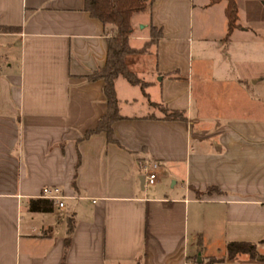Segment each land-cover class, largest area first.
Listing matches in <instances>:
<instances>
[{
    "label": "crops",
    "instance_id": "0c3cea01",
    "mask_svg": "<svg viewBox=\"0 0 264 264\" xmlns=\"http://www.w3.org/2000/svg\"><path fill=\"white\" fill-rule=\"evenodd\" d=\"M236 4L226 38L227 1L197 0L195 54L194 0L131 15L126 62L143 85L115 79L109 142L84 135L107 112L87 76L114 26L84 0H0V264H264V0ZM44 186L70 198L29 211ZM231 242L257 255L228 258Z\"/></svg>",
    "mask_w": 264,
    "mask_h": 264
},
{
    "label": "trees",
    "instance_id": "16d2710c",
    "mask_svg": "<svg viewBox=\"0 0 264 264\" xmlns=\"http://www.w3.org/2000/svg\"><path fill=\"white\" fill-rule=\"evenodd\" d=\"M147 0H84V9L90 13L91 16L98 18L103 23H110L114 26V36L108 40L107 57L104 65L98 70L92 72L87 76L90 81L102 79L104 82L103 93L107 103V112L99 120L96 127L89 130L84 135L88 137L92 133L104 132L107 141H113L112 123L119 118L117 99L114 88L115 79L121 75L125 77L132 84H141L142 81L128 68L126 58L134 53L136 50L129 45L128 39L132 33V26L130 25V17L134 12H139L145 9ZM220 0H212L217 2ZM227 5L225 14L228 21L229 33L236 26L237 21V4L236 0H226ZM161 32L153 34V38L158 37ZM169 119H181L180 112L172 111L166 114ZM28 210L31 212H50L53 209L52 200L43 198H34L28 201ZM72 223L68 224V236L66 243L69 242L72 231ZM237 253H247L252 257L257 255L256 244L246 242H231L227 244V257L233 258Z\"/></svg>",
    "mask_w": 264,
    "mask_h": 264
},
{
    "label": "built area",
    "instance_id": "2783aa9c",
    "mask_svg": "<svg viewBox=\"0 0 264 264\" xmlns=\"http://www.w3.org/2000/svg\"><path fill=\"white\" fill-rule=\"evenodd\" d=\"M156 161L144 160L138 163V168L144 176V181L152 184L156 180V170L158 168ZM38 198L52 200L59 208L64 207V200L70 198L62 193L60 188L56 186H44L38 194ZM184 264H193L191 261H186Z\"/></svg>",
    "mask_w": 264,
    "mask_h": 264
},
{
    "label": "rangeland",
    "instance_id": "374dc122",
    "mask_svg": "<svg viewBox=\"0 0 264 264\" xmlns=\"http://www.w3.org/2000/svg\"><path fill=\"white\" fill-rule=\"evenodd\" d=\"M194 9L193 11H191V26H190V29H191V33H192V36H193V51H194V54H195V50L197 48V43H198V38H197V34H196V27L198 25V18H199V11L197 10L199 6H197V0H194ZM195 67H197V62L194 61L193 63V70H195ZM194 78H195V75H194ZM161 109V107L159 108ZM171 184V183H170ZM193 264H197L196 261L194 260Z\"/></svg>",
    "mask_w": 264,
    "mask_h": 264
},
{
    "label": "water",
    "instance_id": "95a60500",
    "mask_svg": "<svg viewBox=\"0 0 264 264\" xmlns=\"http://www.w3.org/2000/svg\"><path fill=\"white\" fill-rule=\"evenodd\" d=\"M141 183L142 184L144 183V176L143 175L141 176Z\"/></svg>",
    "mask_w": 264,
    "mask_h": 264
}]
</instances>
